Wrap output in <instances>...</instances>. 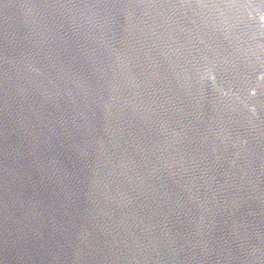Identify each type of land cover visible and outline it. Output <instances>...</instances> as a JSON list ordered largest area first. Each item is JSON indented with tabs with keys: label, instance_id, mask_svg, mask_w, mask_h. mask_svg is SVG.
Listing matches in <instances>:
<instances>
[{
	"label": "water",
	"instance_id": "95a60500",
	"mask_svg": "<svg viewBox=\"0 0 264 264\" xmlns=\"http://www.w3.org/2000/svg\"><path fill=\"white\" fill-rule=\"evenodd\" d=\"M0 264H264V0H0Z\"/></svg>",
	"mask_w": 264,
	"mask_h": 264
}]
</instances>
